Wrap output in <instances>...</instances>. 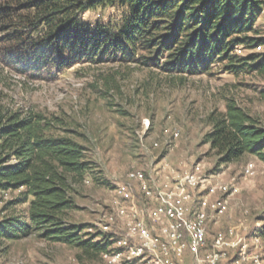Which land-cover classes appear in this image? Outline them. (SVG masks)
<instances>
[{"label":"trees","instance_id":"1","mask_svg":"<svg viewBox=\"0 0 264 264\" xmlns=\"http://www.w3.org/2000/svg\"><path fill=\"white\" fill-rule=\"evenodd\" d=\"M263 5L264 0H0V61L35 76L106 61L137 62L181 76L210 73L216 63L235 73L264 70V53H236L264 45L255 26ZM108 6L121 12L119 19H83ZM208 122L205 143L219 165L245 154L264 163V125L237 100L212 111ZM61 123L0 99V191L20 192L9 206L29 205L23 216L1 218L0 246L38 231L78 248L80 260L98 264L113 241L82 234L85 227L68 221L76 207L74 186L93 167L85 147L60 132ZM258 234L264 239V227Z\"/></svg>","mask_w":264,"mask_h":264},{"label":"rangeland","instance_id":"2","mask_svg":"<svg viewBox=\"0 0 264 264\" xmlns=\"http://www.w3.org/2000/svg\"><path fill=\"white\" fill-rule=\"evenodd\" d=\"M120 14L114 7H98L83 19L108 22L119 19ZM255 26L264 36V5ZM253 52L263 54L264 45L236 50L241 56ZM223 67L216 63L210 73L181 76L137 62H85L59 73L35 76L0 61V99L15 110L61 118L60 132L85 147L93 168L85 181L74 186L76 207L67 216L69 222L85 227L82 234L103 237L96 223L130 171L143 169L150 174L152 167L163 165L179 169L184 161L188 166L200 163L208 174H217L226 182L235 178L240 188L229 198V211L219 222L210 223L209 239L230 227L250 239L264 227V163L245 154L219 165L205 136L210 130L209 114L224 110L229 99L237 100L264 125V70L235 73ZM166 127L178 128L179 138L166 137ZM250 162L257 164V172L247 177L243 171ZM19 193L11 192L9 199ZM28 206H9L0 197V220L6 215L23 216ZM260 242L264 249V239ZM78 254V248L47 240L38 231L20 240L3 241L0 246L2 264H97L80 260ZM185 264H193L192 257Z\"/></svg>","mask_w":264,"mask_h":264},{"label":"built area","instance_id":"3","mask_svg":"<svg viewBox=\"0 0 264 264\" xmlns=\"http://www.w3.org/2000/svg\"><path fill=\"white\" fill-rule=\"evenodd\" d=\"M164 134L177 139L180 130L166 127ZM256 172L255 162L243 171L247 177ZM218 176L200 163L188 166L184 161L179 169L163 165L152 167L150 174L130 171L96 223L113 241L98 264H185L188 257L193 264H264L258 232L242 238L230 227L218 230L209 242L210 223L229 211V198L240 189L235 178L226 182ZM10 193L0 191L1 200L8 201Z\"/></svg>","mask_w":264,"mask_h":264}]
</instances>
